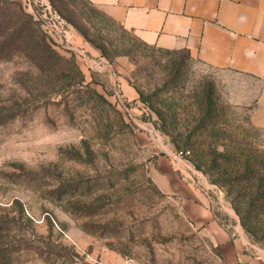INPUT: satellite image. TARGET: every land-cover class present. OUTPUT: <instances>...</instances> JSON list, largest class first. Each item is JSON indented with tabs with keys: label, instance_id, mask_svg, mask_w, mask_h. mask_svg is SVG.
Segmentation results:
<instances>
[{
	"label": "rangeland",
	"instance_id": "1",
	"mask_svg": "<svg viewBox=\"0 0 264 264\" xmlns=\"http://www.w3.org/2000/svg\"><path fill=\"white\" fill-rule=\"evenodd\" d=\"M251 87L143 43L87 0H0V264H218L153 183L162 155L264 254V177L252 199L229 181L264 150Z\"/></svg>",
	"mask_w": 264,
	"mask_h": 264
},
{
	"label": "crops",
	"instance_id": "2",
	"mask_svg": "<svg viewBox=\"0 0 264 264\" xmlns=\"http://www.w3.org/2000/svg\"><path fill=\"white\" fill-rule=\"evenodd\" d=\"M87 1L143 43L186 49L218 72L247 77L250 120L264 128V0ZM150 174L160 192L177 201L185 230L216 250L218 264H264V254L248 249L216 220L206 190L188 166L162 155Z\"/></svg>",
	"mask_w": 264,
	"mask_h": 264
},
{
	"label": "trees",
	"instance_id": "3",
	"mask_svg": "<svg viewBox=\"0 0 264 264\" xmlns=\"http://www.w3.org/2000/svg\"><path fill=\"white\" fill-rule=\"evenodd\" d=\"M127 104H130V102ZM239 154L242 155L241 152H239ZM240 155L238 157H241ZM255 155L261 158V161L258 165H248L244 166L243 168L238 167L235 169L233 177H230L229 179L230 183H233L236 188L242 192V195L245 198L251 197V199L253 197H259V188L255 184L258 181L260 182L261 178L264 177V150L256 151Z\"/></svg>",
	"mask_w": 264,
	"mask_h": 264
},
{
	"label": "built area",
	"instance_id": "4",
	"mask_svg": "<svg viewBox=\"0 0 264 264\" xmlns=\"http://www.w3.org/2000/svg\"><path fill=\"white\" fill-rule=\"evenodd\" d=\"M46 28L49 29L50 27L46 25ZM55 35H56V37L58 36V38L61 37L60 34L57 33V32H55ZM114 94H116V96L118 97V103L121 104L122 110L125 111L126 113H129V107L131 105L130 104H127L128 102L125 99H123V97L121 98L120 92L114 91ZM133 122H135V121H133ZM180 154L182 155L183 152L181 151ZM174 158L177 159L176 157H174Z\"/></svg>",
	"mask_w": 264,
	"mask_h": 264
}]
</instances>
